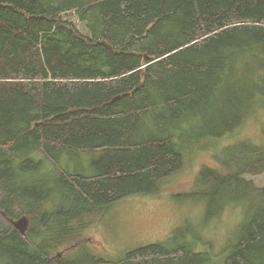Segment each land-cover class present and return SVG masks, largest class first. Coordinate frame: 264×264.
I'll list each match as a JSON object with an SVG mask.
<instances>
[{"label":"trees","instance_id":"obj_1","mask_svg":"<svg viewBox=\"0 0 264 264\" xmlns=\"http://www.w3.org/2000/svg\"><path fill=\"white\" fill-rule=\"evenodd\" d=\"M72 11L92 38L62 18ZM231 88L236 123L221 125L240 136L264 114V0H0V264H52L54 231L64 247L74 223L161 194L186 168L172 129ZM77 154L93 156L96 174L59 170ZM231 155L196 185L240 216L222 264H264V188L243 178L264 174V142ZM22 217L26 236L10 223ZM73 258L59 264H213L160 243L117 263Z\"/></svg>","mask_w":264,"mask_h":264},{"label":"rangeland","instance_id":"obj_2","mask_svg":"<svg viewBox=\"0 0 264 264\" xmlns=\"http://www.w3.org/2000/svg\"><path fill=\"white\" fill-rule=\"evenodd\" d=\"M62 18L81 35L92 38L88 24L81 22L75 11ZM227 84L236 85V66ZM217 98L207 114L193 117L177 130L172 129L176 142L184 150L185 170L166 182L157 196L128 197L110 206L100 218L98 213H93L82 223H74L76 230L70 236L74 240H69L68 245L64 242V247L56 248L65 241V233L54 231L47 255L52 264L62 261L57 260L60 253L65 261L69 257L80 262L102 258L117 263L128 252L158 243L170 249L185 247L209 256L213 264L223 263L226 249L235 242L233 233L240 216L235 206L224 210L225 201L215 197V186L205 183L206 186L201 187L196 182L204 168L216 169L222 160L223 164L229 165L238 143L250 139L256 144L264 142V114L252 117L240 136L236 135V130L223 135L227 132L221 125L223 121L236 123V93L232 88L221 90ZM92 158L91 155H65L59 170L92 176L96 174L91 166ZM243 178L264 188V174L244 175ZM201 180L205 181V178L201 177ZM200 192H206L205 196Z\"/></svg>","mask_w":264,"mask_h":264},{"label":"water","instance_id":"obj_3","mask_svg":"<svg viewBox=\"0 0 264 264\" xmlns=\"http://www.w3.org/2000/svg\"><path fill=\"white\" fill-rule=\"evenodd\" d=\"M105 44V43H104ZM106 45V44H105ZM107 46V45H106ZM108 48L112 49L111 47L107 46ZM120 99V98H117ZM116 99V100H117ZM11 224L24 236H26L28 228H29V220L27 217H22L18 219L17 221L11 220Z\"/></svg>","mask_w":264,"mask_h":264},{"label":"flooded vegetation","instance_id":"obj_4","mask_svg":"<svg viewBox=\"0 0 264 264\" xmlns=\"http://www.w3.org/2000/svg\"><path fill=\"white\" fill-rule=\"evenodd\" d=\"M63 259H64V258H63V255H62V254H60V255L57 256V260H58V261H60V260L63 261ZM48 260H49V259H48ZM49 261H50V260H49ZM50 262H51V261H50ZM51 263H52V262H51Z\"/></svg>","mask_w":264,"mask_h":264},{"label":"bare ground","instance_id":"obj_5","mask_svg":"<svg viewBox=\"0 0 264 264\" xmlns=\"http://www.w3.org/2000/svg\"><path fill=\"white\" fill-rule=\"evenodd\" d=\"M15 221H17V220H15ZM11 223V222H10ZM12 225V224H11ZM13 226V225H12ZM14 227V226H13ZM15 228V227H14ZM16 229V228H15ZM62 252V251H61ZM61 254V253H60Z\"/></svg>","mask_w":264,"mask_h":264}]
</instances>
